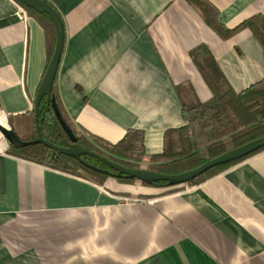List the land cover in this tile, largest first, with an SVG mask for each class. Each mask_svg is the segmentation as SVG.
<instances>
[{"label": "crops", "instance_id": "crops-1", "mask_svg": "<svg viewBox=\"0 0 264 264\" xmlns=\"http://www.w3.org/2000/svg\"><path fill=\"white\" fill-rule=\"evenodd\" d=\"M234 28L264 0H207ZM65 23L56 88L74 127L117 142L144 130L149 153L212 92L190 51L206 44L238 91L264 77L248 29L220 36L188 0H53ZM0 0V107L34 108L49 63L45 28ZM9 125V124H8ZM0 133V264H264V151L198 184L104 185L8 152Z\"/></svg>", "mask_w": 264, "mask_h": 264}, {"label": "trees", "instance_id": "trees-1", "mask_svg": "<svg viewBox=\"0 0 264 264\" xmlns=\"http://www.w3.org/2000/svg\"><path fill=\"white\" fill-rule=\"evenodd\" d=\"M14 1L44 26L47 40L50 43V63L57 39L53 22L46 13L38 12L18 0ZM45 1L55 7L53 0ZM188 1L198 9L212 29L223 38H228L237 31L248 28L264 48V15H252L234 28H229L223 22L220 11L207 0ZM190 55L212 95L205 101L196 99L190 103H183L181 115L184 124L165 130L162 150L156 153L147 151L144 142L145 134L142 129L130 128L117 142L109 141L93 133L85 134L78 131L61 106L56 80L53 94L63 118L75 132L80 145L129 168L178 174L197 168L210 159L264 137V77L237 91L227 79L208 45L201 44L195 47L190 51ZM7 117L9 126L23 141L37 138L34 108L29 112ZM39 125L43 137L48 141L61 146H67L70 142L69 137L56 120L53 110L48 108L47 97H44L40 104ZM263 151L264 147L245 157L213 167L188 183L171 185L167 181L147 183L125 175L116 176L117 171L96 157L84 154L78 159L57 152L44 144H30L24 147L10 145L8 149L9 153L20 158L82 176L101 185H104L109 177H114L120 183L162 188L164 189L162 194L179 191L186 185L201 184ZM97 168L108 170L110 173Z\"/></svg>", "mask_w": 264, "mask_h": 264}, {"label": "water", "instance_id": "water-1", "mask_svg": "<svg viewBox=\"0 0 264 264\" xmlns=\"http://www.w3.org/2000/svg\"><path fill=\"white\" fill-rule=\"evenodd\" d=\"M18 1L32 7L38 12L46 13L56 28L57 39H56L53 56L47 67L44 77L39 85L34 100V115H35L36 129H37V138L30 141H23L21 138H19V136L7 124V122L6 124H3L1 122V118L5 119L6 117L2 115L1 107H0V133L4 136V138L9 142L10 145H14L16 147H24L30 144H44L49 148L56 150L57 152L78 159L84 154L91 155L93 157L100 159L101 161L109 165L111 168H113L115 171H117V173L115 174L116 176L125 175L126 177H129L131 179H138L147 183H153L156 181H167L171 185L188 183L191 180L204 174L213 167L245 157L259 150L260 148L264 147V137H261L255 141L249 142L229 152L219 155L213 159H210L197 168L185 172H181L178 174H165V173H158L148 169H133L126 167L120 163L114 162L106 158L105 156H102L80 145L78 143V138L75 132L66 122V120L63 118L56 97L53 94V86L59 71V66L61 63L64 43H65L66 30H65L64 20L61 14L58 12V10L52 4H50L45 0H18ZM44 97H47L48 108L50 110H53L56 120L58 121L62 129L65 131L67 136L69 137L70 142L67 143V146H61L52 143L47 139H45L42 135L41 128L39 125V109H40L41 101ZM91 167L93 168V166ZM97 169L104 171L106 173H110V171L108 170H103L100 168Z\"/></svg>", "mask_w": 264, "mask_h": 264}, {"label": "built area", "instance_id": "built-area-1", "mask_svg": "<svg viewBox=\"0 0 264 264\" xmlns=\"http://www.w3.org/2000/svg\"><path fill=\"white\" fill-rule=\"evenodd\" d=\"M15 4L18 7V11L17 12H18L19 16H21L22 18H25L26 19L28 17L27 11L23 7H21L20 5H18L16 2H15Z\"/></svg>", "mask_w": 264, "mask_h": 264}, {"label": "bare ground", "instance_id": "bare-ground-1", "mask_svg": "<svg viewBox=\"0 0 264 264\" xmlns=\"http://www.w3.org/2000/svg\"><path fill=\"white\" fill-rule=\"evenodd\" d=\"M1 122H2L3 124H6V121H5L4 118H1Z\"/></svg>", "mask_w": 264, "mask_h": 264}, {"label": "rangeland", "instance_id": "rangeland-1", "mask_svg": "<svg viewBox=\"0 0 264 264\" xmlns=\"http://www.w3.org/2000/svg\"><path fill=\"white\" fill-rule=\"evenodd\" d=\"M107 181V180H106ZM106 181H105V183H106Z\"/></svg>", "mask_w": 264, "mask_h": 264}]
</instances>
